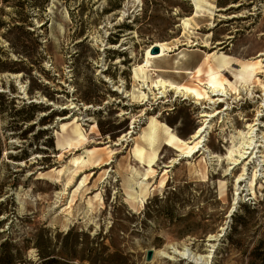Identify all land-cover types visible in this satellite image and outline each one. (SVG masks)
I'll list each match as a JSON object with an SVG mask.
<instances>
[{
    "label": "rangeland",
    "instance_id": "1",
    "mask_svg": "<svg viewBox=\"0 0 264 264\" xmlns=\"http://www.w3.org/2000/svg\"><path fill=\"white\" fill-rule=\"evenodd\" d=\"M194 1L0 0V248L15 264H193L173 253L186 249L211 255L209 264H264L263 159L239 189L245 161L234 168L207 154L181 159L162 131L188 141L202 112L229 104L208 121L206 147L224 156L236 132L257 124L255 145L264 151V92L238 79L264 52V0H203L198 18ZM156 43L177 50L153 63L150 84L202 91L206 77L196 70L220 48L233 59L223 75L232 98L212 109L174 93L143 101L139 67ZM258 72L264 81V63ZM153 122L160 132L150 147ZM75 128L85 142H72ZM138 148L146 150L142 163ZM154 154L150 196L132 201L128 194L140 193L132 179L142 181Z\"/></svg>",
    "mask_w": 264,
    "mask_h": 264
},
{
    "label": "bare ground",
    "instance_id": "2",
    "mask_svg": "<svg viewBox=\"0 0 264 264\" xmlns=\"http://www.w3.org/2000/svg\"><path fill=\"white\" fill-rule=\"evenodd\" d=\"M202 2L203 0H195L194 1V17L198 18L199 12L202 11ZM223 19H227L225 16H220ZM186 27L189 26V23L184 21L183 23ZM187 48H192L195 46H198L199 43H196L195 41H188L184 44ZM217 45H220L219 43ZM204 47H208L207 45H203ZM154 47H157L160 52L159 54L153 55L152 50ZM218 50L211 56H207L202 64L198 67L196 70V73L198 74V77H200V74L206 77V81L200 80V83H204L205 85L202 86V91L200 90V87L198 88H189V87H183L176 85L171 82L158 80L156 83L150 84L147 80V73L149 71H152L153 63L156 61H160L161 59L167 57L169 53H172L173 51L177 50V47H169L166 43H156L153 47H150L145 55V60L143 64L139 67V72L143 76L142 84L145 90L148 91V95L146 93H143V101L146 103L151 100L150 96H153V100L157 99H166L170 93H174L176 97H182L184 100L190 101L194 100L196 105H208L204 108H214L220 104L226 103L229 99L232 98L233 93V83L225 78H223V75L227 72V69L233 65V59L220 52V48H217ZM264 52H260L258 55V58L260 62L255 65L245 66L241 67L238 70V79L242 82L243 88L246 87L247 82H256L260 85L264 92V81L260 80L258 78L260 72H258V69L260 70L264 60ZM154 70V69H153ZM159 72H167L171 74H191L192 72H185V71H179V70H163V69H155ZM251 89V88H250ZM250 89H243L244 91H250ZM235 90V88L233 89ZM158 92L155 94V92ZM119 92H121V89H119ZM252 92V91H250ZM252 95V93H251ZM235 100H240V98L236 97ZM264 106V104H263ZM230 106L227 104L226 109L223 111L216 110L214 108V111L212 114H208L207 112H202L200 117L204 118V122L202 125L195 131V133L190 137L188 141L181 140L175 134L170 131L168 127L162 128V131L167 136L165 147L169 151H177L180 153L178 157L181 159H193L196 155L200 154L204 155L207 154V158L209 161H215V162H224L228 161L230 162V165L234 166L236 168L238 165L242 164L244 161L246 164L243 167V172L239 176L236 186L240 189V185L242 181H245L247 177V172L249 169H251L254 164L258 161L259 158L263 159L264 163V156H259V154H263L264 151H260L261 146L257 147L255 143V132L257 130H254V127L257 126V124H253L248 126L249 131L246 133L243 132H236L235 135L232 136V142L231 147L227 150V153L224 156L217 155L215 153L210 152V150L206 147V141H207V135L208 130L211 128L209 126L211 120L214 119L215 116H219L221 114H224V112L229 111ZM162 116V114H161ZM210 122L208 123V121ZM260 119H256V121H259ZM66 126H64L65 128ZM159 132L160 128L156 122H153L151 124V127L149 128L147 134L144 137L145 142L150 146L154 147L157 144V141L159 139ZM73 137L72 142L74 144H80L85 142V136L82 132L79 131L78 128H75L72 131ZM145 149L138 148L136 149V155L139 162L144 161V155H145ZM92 158H94V155H91ZM158 156L154 154L152 158H150L148 162V168L146 169V172L143 174L144 177L141 178V182L138 183L132 179L134 184L136 186H139L140 193L132 191L128 194V196L131 198L132 201H134L137 197L142 198H148L150 196V190L154 187V185H151L150 183H147L151 179V177L154 174L153 167L156 165ZM179 158L173 160L170 165H167L166 168H172L174 167ZM77 164H80L81 162L76 161ZM110 160L108 161H102L100 165H96V167H103L104 165H110ZM207 162V161H206ZM259 165L254 166L253 170L255 171L254 177H256ZM261 171V170H259ZM138 176L139 173H136ZM44 174H39V177H43ZM166 187V179L162 180L159 184V188L164 189ZM254 187V182L251 183V188ZM225 187H221L222 195H224L223 198L226 196V191L224 190ZM238 189V190H239ZM254 191V189H253ZM253 195H255V192H253ZM213 240H208V242H212ZM176 256L181 257L183 260H187L190 263L193 264H209V260L211 258V255H196L189 253V250L186 249L184 251H178L175 250L173 252ZM162 256L168 257L169 260H174L171 256H169L167 253L162 252Z\"/></svg>",
    "mask_w": 264,
    "mask_h": 264
},
{
    "label": "trees",
    "instance_id": "3",
    "mask_svg": "<svg viewBox=\"0 0 264 264\" xmlns=\"http://www.w3.org/2000/svg\"><path fill=\"white\" fill-rule=\"evenodd\" d=\"M29 108H31L32 109V111L33 112H40V111H43V110H45V109H47V108H45L43 105H30L29 106ZM46 118H44V120H45ZM29 120V119H28ZM27 158H25V160H26ZM2 247H3V245L1 246V248H0V264H15L14 262H13V260L12 259H10L11 257H10V254L8 253V252H6V251H2L1 249H2Z\"/></svg>",
    "mask_w": 264,
    "mask_h": 264
},
{
    "label": "water",
    "instance_id": "4",
    "mask_svg": "<svg viewBox=\"0 0 264 264\" xmlns=\"http://www.w3.org/2000/svg\"><path fill=\"white\" fill-rule=\"evenodd\" d=\"M159 52H160V50L157 47H154L153 50H152L153 55L159 54ZM153 256H154V252L153 251H149L147 253V256H146L147 262H151L152 259H153Z\"/></svg>",
    "mask_w": 264,
    "mask_h": 264
}]
</instances>
